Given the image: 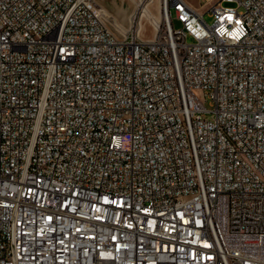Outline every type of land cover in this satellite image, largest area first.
I'll return each mask as SVG.
<instances>
[{"label":"built area","instance_id":"1","mask_svg":"<svg viewBox=\"0 0 264 264\" xmlns=\"http://www.w3.org/2000/svg\"><path fill=\"white\" fill-rule=\"evenodd\" d=\"M160 12L0 0V264H264V0Z\"/></svg>","mask_w":264,"mask_h":264},{"label":"rangeland","instance_id":"2","mask_svg":"<svg viewBox=\"0 0 264 264\" xmlns=\"http://www.w3.org/2000/svg\"><path fill=\"white\" fill-rule=\"evenodd\" d=\"M159 0H152L150 4L152 6H146L149 3H146L141 8L136 9L135 4L131 3L130 0H98L101 7L104 8L107 16L109 17V24L115 31V33L120 36V34L128 33L132 28V23L142 15H144L142 29L146 30V33L143 34L144 39H152L154 36V29L151 25L154 26L153 17L156 21H160L161 12L160 7L158 6ZM191 6L198 9L201 12H207L210 8L216 5L220 0H186ZM124 6L126 9V18L123 19V15L119 13L120 6ZM121 6V7H122ZM133 13V14H132ZM135 13V14H134ZM132 19V22H129ZM125 20V21H124ZM205 21L209 24H212L214 21L211 13H207L205 16ZM161 22V21H160ZM159 22V23H160ZM158 23V24H159ZM174 26L176 29L180 28V24L178 22H174ZM188 43H193V39L189 38ZM206 106L210 109V104H206Z\"/></svg>","mask_w":264,"mask_h":264},{"label":"bare ground","instance_id":"3","mask_svg":"<svg viewBox=\"0 0 264 264\" xmlns=\"http://www.w3.org/2000/svg\"><path fill=\"white\" fill-rule=\"evenodd\" d=\"M122 1H123V0H122ZM130 1H131V3H133V5L135 4L136 9H138V7L141 5L140 0H130ZM161 1H162V0H159V1H158V6H159V7H160V3H161ZM121 6H122V5H121ZM121 6H120V8H119V13H120L121 15H123V17H124L123 19L127 20L128 18H126L127 14H126V12H125L126 9H125L124 6H122V7H121ZM146 6H152V5L149 3V4L146 5ZM132 14H133V13H132ZM134 14H135V13H134ZM152 19H153V22H152V23H154L155 26H157L158 23L161 21V20H160V21H158V20L156 21V19H155L154 17H153ZM161 19H162V17H161ZM125 20H124V21H125ZM127 21H128V20H127ZM129 22H132V19H131Z\"/></svg>","mask_w":264,"mask_h":264}]
</instances>
